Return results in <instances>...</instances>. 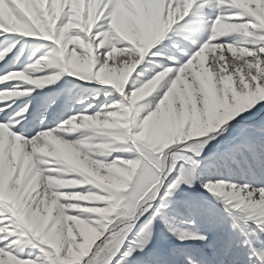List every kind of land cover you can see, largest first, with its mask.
<instances>
[{"label":"snow or ice","instance_id":"1","mask_svg":"<svg viewBox=\"0 0 264 264\" xmlns=\"http://www.w3.org/2000/svg\"><path fill=\"white\" fill-rule=\"evenodd\" d=\"M0 264H264V0H0Z\"/></svg>","mask_w":264,"mask_h":264}]
</instances>
